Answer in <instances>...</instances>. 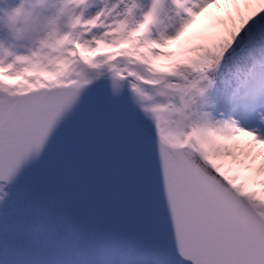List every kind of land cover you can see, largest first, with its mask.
I'll list each match as a JSON object with an SVG mask.
<instances>
[{
  "label": "snow or ice",
  "instance_id": "snow-or-ice-1",
  "mask_svg": "<svg viewBox=\"0 0 264 264\" xmlns=\"http://www.w3.org/2000/svg\"><path fill=\"white\" fill-rule=\"evenodd\" d=\"M0 264H264V0H0Z\"/></svg>",
  "mask_w": 264,
  "mask_h": 264
}]
</instances>
